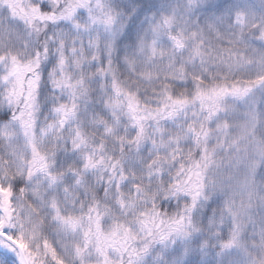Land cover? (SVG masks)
<instances>
[{"label": "snow or ice", "instance_id": "1", "mask_svg": "<svg viewBox=\"0 0 264 264\" xmlns=\"http://www.w3.org/2000/svg\"><path fill=\"white\" fill-rule=\"evenodd\" d=\"M0 264H264V0H0Z\"/></svg>", "mask_w": 264, "mask_h": 264}]
</instances>
